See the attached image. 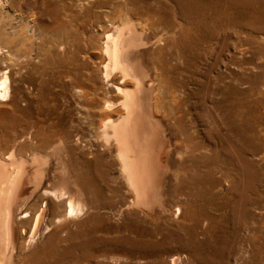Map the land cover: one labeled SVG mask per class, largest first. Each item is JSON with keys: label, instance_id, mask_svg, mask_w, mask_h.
<instances>
[{"label": "rangeland", "instance_id": "obj_1", "mask_svg": "<svg viewBox=\"0 0 264 264\" xmlns=\"http://www.w3.org/2000/svg\"><path fill=\"white\" fill-rule=\"evenodd\" d=\"M0 2V82L4 75L8 81V90L7 87L1 90L0 96V153L5 152V148L21 147L23 143L18 142L21 139L31 140L28 135L34 131L31 124L39 114L37 105L46 104L54 97L64 122L68 123L70 115L75 119L72 127L64 124L65 129L72 131L74 144L78 142L75 150L80 151H75L77 154L75 159H70V164L83 183L87 180L84 184L91 187L90 198L99 208L95 207V211L93 208L87 215H77L71 225V235L62 234V238L54 240L47 233L41 236L36 242L45 243L35 242L22 250L15 264L37 261L34 264H264V0ZM125 22L134 23L136 37L143 35L142 41L150 40V44H142L135 51L142 54L148 50L142 56L149 61L151 69H156L159 84L163 80L162 85L166 82L164 85L167 84L169 90L174 88L170 91L175 94L180 91L176 105L169 102L167 107L168 112L172 107L177 109L170 110L174 114L170 113L173 122L167 130V126H162L160 135V147L175 140L171 147H165L162 156L166 169L169 167L166 170L168 184L173 187L165 183L164 188L169 193L161 197L163 206L154 203L155 206L143 208L129 197L128 189L120 185L111 154L96 142L93 130L97 117L87 115L76 105L81 93L80 89L73 88L69 76L76 73L77 80L86 84L105 81V34ZM163 42L167 45L163 46ZM149 53L151 56H147ZM162 67L165 70L160 71L158 68ZM118 73L113 72L111 77L120 78ZM128 81L132 85V80ZM157 86L153 90L156 93H151H155L151 96L152 111L153 116L160 119L163 114L160 111H164L155 107L160 100L158 90H161ZM94 93L98 100V94ZM112 95L107 92L104 101H116L119 95ZM173 119H177V123ZM184 127L192 134L186 133ZM185 134L188 136H183ZM183 137L188 138L187 142ZM186 144L191 149L197 148L198 152L197 149L193 152ZM178 151L180 156H175ZM199 152L203 154L200 156ZM179 157L185 158V167L178 170L172 167L170 159L178 162ZM166 160H170L169 163ZM89 163L91 167H87ZM213 186L217 193L212 192ZM98 202L104 206L99 207ZM176 203L184 212L175 210ZM79 220L86 222L81 225ZM55 240L59 243L55 244ZM43 251L46 253L42 254ZM31 252L32 262L28 257Z\"/></svg>", "mask_w": 264, "mask_h": 264}, {"label": "bare ground", "instance_id": "obj_2", "mask_svg": "<svg viewBox=\"0 0 264 264\" xmlns=\"http://www.w3.org/2000/svg\"><path fill=\"white\" fill-rule=\"evenodd\" d=\"M120 24L121 23H119V25ZM60 26H61V24H60ZM133 26H134V23L132 25V22L131 23L125 22L120 26H115L114 29H112V30H114L113 32L105 34V37H104L105 41H104V45H103V50H104L103 52L107 56V62L105 63L104 70H103V72H104L103 74L105 75L104 76L105 81H104V79L102 80L100 78L101 79L100 84H93V82L92 83L89 82L88 84H86V81L80 82L79 80H77L76 73L75 74L70 73L69 76L73 80V83H71L73 85V88L80 89V93H81V97L77 96L79 101L77 102L76 105H79L80 106L79 109H81V111H84V113H86L87 115H94V117L95 116L97 117L96 122L94 123V130H93L97 135L96 142H100V144L99 143L98 144L101 145L103 148H106L108 153L111 154L112 159H113L112 161L116 165V168H117L116 178L119 179L118 182H120V185L122 184V186L124 185L128 189L129 194H130L129 197H131L136 202V204L138 203L140 205H143V208H144V206L149 207V206H152L154 203H159L160 205H162L161 203H163V201H164L162 198H164V196L168 192V190H166L164 187L166 186V184L169 183V180L166 178V170L169 169V167H167V169H166V166L164 163L165 159H163L162 156L165 155V154H163L165 147H169V146L171 147L173 145V142L175 143V140L172 141V143H169L167 141L168 146H166L167 145L166 144L165 146L160 147L162 145V144H160L161 143V140H160L161 136L160 135H161V130L163 128L162 126H164V127L167 126L166 129L164 128L165 130H167V128H170L169 126H171V123L173 122L172 120H170L171 119L170 113L173 112L172 109H174V108L172 107L170 109V110H172V112L170 110L168 112L167 107L169 106L168 105L169 102H170V104L172 102V103H175V105H176V103H177L176 100L178 98L177 95L180 93V91L177 87H176V89H178V91H179L178 94L177 93L175 94L174 92L170 91L174 88H171L169 90L168 85L167 84L164 85L166 82L162 85L163 80L160 83L161 85L159 84L160 78H157L158 73L156 72V69H154L153 63H152V67L154 70L151 69L150 66L147 64L148 60L145 61V59H143L144 54L147 53L148 50H146V48H145L144 50H146L147 52L143 53L142 52L143 50L141 51L143 56L141 53H138L139 49L137 47L142 45V44H146V43L150 42V40L145 41L144 38H147V37H144L143 38L144 42H143L141 39L143 35H141V37H140V35H138L140 38L138 36L136 37V33H135L136 30L134 29ZM172 28H173V26H172ZM139 29H141V28H139ZM167 38H168V36H167ZM11 42L15 43L13 41H11ZM154 42H156V41H154ZM159 42H160V40H159ZM148 44H150V43H148ZM163 44H164V42H163ZM165 44L163 46L167 45V44L166 45ZM153 45L154 44L152 43V46ZM145 47H147V46L145 45ZM156 47H157V45H156ZM161 47H160V49H161ZM135 48L138 49L137 50L138 52L135 51ZM141 48H142V46H141ZM163 48H165V47H163ZM156 50H157L156 52H159V49H156ZM151 51H153L152 48H151ZM163 52L164 51H162V53ZM147 56H151L150 53ZM155 58H156V55H155ZM169 59H171V58H169ZM159 60H157V61H159ZM151 61L152 60H150V63H151ZM161 61L162 60H160L159 62H161ZM154 63H156V62H154ZM164 64H166V63H164ZM172 64H173V62H172ZM154 66H156V65H154ZM169 66H170V63H169ZM166 67H168V66H166ZM171 67H172V65H171ZM163 68L164 67L158 68V69L160 71H163V70H165V68L164 69ZM150 69L152 70L153 74L150 73ZM115 71L119 72L118 74H120V78H117L114 75L111 77L112 73L113 72L115 73ZM160 73L162 74V72H160ZM4 76L5 77L0 82V96H2L1 90L2 91L6 90V87H7L6 86L7 82H8L7 76L6 75H4ZM66 76H68V75H66ZM83 76H84V74H83ZM165 76L167 77V75H165ZM108 77H111V79L109 80ZM128 79L132 80V85H130L131 83L128 81ZM163 79H164V77H163ZM145 80H147V81L145 82ZM59 81H60V79H59ZM166 81H167V79H166ZM168 82H170V80ZM157 85H159L160 87ZM59 86H61V85H59ZM156 86H157V88L159 87L162 91L160 90V92H159V90H158V93H160L159 94L160 97H158V99L160 98V100H159L160 103L158 102V104H157L158 106H155V105L154 106L164 111V112L160 111V113H163L162 117H161L162 119L161 118L157 119L156 116L154 117L153 111H152V107H153L152 102L153 101L151 99V96H153L156 93L155 91H153L156 89ZM172 86L170 84V87H172ZM60 88H61V90H63L62 87H60ZM65 89H66V87H65ZM7 90H8V87H7ZM175 90H173V91H175ZM94 91L98 94V100L95 99ZM4 92H6V91H4ZM107 92H108V94L111 93V95L112 94L119 95L118 98L116 99V101H114V102L108 101V100L104 101L105 97H107L106 96ZM152 92H155V93L153 95H151ZM53 94H55V93H53ZM63 94H65V93H63ZM180 95H182V94H180ZM154 98H155V96H154ZM108 99H110V98L108 97ZM25 100H26V102H28V99H25ZM95 100L97 102H95ZM57 104L58 103H56V100L54 97H52V100L51 101L49 100L48 103H46V104L45 103L44 104L39 103L37 105V107L39 109V114L37 113L38 115L35 117L34 122H32L33 124H31L32 125L31 127H33L34 131L31 130V131H33V133L32 134L29 133L30 135H28V133H26L28 136L31 137V140L30 141L27 140L28 142H26V141H23L21 139L20 140L21 142L18 141L19 143H23L21 147H18L19 146V144H18L16 146L18 148L11 147L9 150H7L8 148L7 149L5 148L4 149V150H6L5 152L4 151L2 152V150H1L2 153H0V264H15L14 262H16L15 261L16 256H18L22 250L33 245L36 241L39 242L38 239L41 238V236L45 235L46 233H47L48 237L49 236H50V238L53 237V240H54V238H62L61 237L62 234H66V235L70 234V232L72 230L71 225H72V223H74L73 222V221H75L74 218L77 217V215H79V214H81V216H82V214L87 215L93 208H94L93 209L94 211L96 210V208L99 209L98 207H96V203H93V201L90 198L92 189H89V188H91V187L89 186V188H88L87 187L88 185L86 186L84 184L87 182V180H86V182L83 183L82 182L83 180L81 181L78 178L80 176V174H79V176L76 175L75 173H77V171L74 173V171L72 169L73 167H71L70 162H71V160L75 159V154H77L75 152L77 150H75V149H76V145L78 144V142L76 141L77 144L75 143L76 144L75 145L73 135H72V131L69 132L68 129H70V128H68V127H67L68 129L64 128L67 126V125H64L67 122H64V117L61 114L62 111L60 110L61 113L58 112L59 108H57ZM43 105H45V107H42ZM172 105H174V104H172ZM177 107H179V105ZM177 107H175V108H177ZM61 108H62V106H61ZM63 109L64 108H62V110ZM176 110L177 109H174V111H176ZM184 114H186V113H184ZM184 114H182V115H184ZM173 115L174 114L172 113V116ZM64 116H65V114H64ZM184 116H186V115H184ZM175 118H177V117H175ZM178 118H179V116H178ZM179 119H178V121H179ZM184 119H185V117H184ZM184 119H182V120H184ZM74 120L75 119L73 118L72 115L68 116V123L67 124L71 125V127H72V125H73L72 122ZM169 121H170V124H169ZM175 121L177 123V119L174 120V122ZM180 123H181V121H180ZM177 125H175V126H177ZM31 127H29V128H31ZM185 127H187V126H185ZM185 127H184V129H185L184 131L186 133H188L186 131ZM181 129L183 130L182 127H181ZM176 131H177V129H176ZM184 131H182V132L184 133ZM173 132L175 133V131H173ZM162 134H164V133H162ZM180 134H181V131H180ZM188 134L191 135L192 133L190 134V131H189ZM22 135H23V133H22ZM96 135H94L95 139H96ZM169 136H171V134ZM174 136H175L174 137L175 139L178 138V137H176V135H174ZM183 136H186V134ZM192 136H191V138H192ZM162 137L164 138V136H162ZM188 138H190V136ZM188 138H186V140ZM80 139L81 138L79 137V140ZM179 139H182V138H179ZM192 139H194V137ZM76 140H78V139H76ZM169 140H170V138H169ZM184 140L185 139L183 137V141ZM80 142H81V140H80ZM192 142H195V141H191V143ZM195 143L197 144L198 142L196 141ZM195 143H192V144H195ZM185 146L187 147V144ZM177 147L179 149V146H177ZM181 147H184V146H180V148ZM200 147H198V148H200ZM85 148H87V147H85ZM187 148L191 149L189 146ZM195 149H197V148H193L191 150L193 151ZM171 150L174 151V149H171ZM26 151H27V153L24 154V152H26ZM192 151H191V153L195 152L196 150L193 152ZM196 152H198V149ZM184 153H185V151H184ZM91 154H93V153H91ZM180 154L181 153L178 151L177 155H175V156H180ZM199 154L201 156V154H203V153L199 152ZM96 155H97V153H96ZM168 155H171V154H168ZM192 155L193 154H191V156ZM169 157H167V158H169ZM182 157H183V155H182ZM186 157L189 158V156H186ZM82 159H84V158H82ZM176 159H177V157H176ZM178 159H179V161L177 160L178 162L173 161V158L170 159V160H172L171 161L172 167H175L176 169L181 168V167H185L184 166L185 165V162H184L185 158L180 159V157H179ZM190 160H191V158H190ZM166 161L169 163L168 160H166ZM77 162L75 164H77ZM168 163H166V164H168ZM73 166H74V164H73ZM76 166L77 165H75L74 167H76ZM87 167H91L90 163H89V166H87ZM77 169H78V167H77ZM179 172H181V171H179ZM176 174H179V173H176ZM172 175H174V173ZM87 178L88 177H86V179ZM179 178L177 176L176 180L177 179L179 180ZM213 180H211V181L213 182ZM211 181H209L211 183V185H214V184H212ZM170 182H171V180H170ZM210 183H209V185H210ZM117 184L119 186V183H117ZM215 184H216V186H218L217 182ZM168 185L171 186V184H168ZM176 185H177V182H176ZM122 186H120V187H122ZM169 186L166 188L168 189ZM213 187H214V189L211 187L213 190L212 192H214V190L216 192L215 186H213ZM118 188H117V191L119 192L120 188L119 189ZM122 188H124V187H122ZM114 189H116V188H114ZM114 191H116V190H114ZM114 191H112V192H114ZM174 191H175V189H174ZM176 191H177V189H176ZM120 192H121V190H120ZM172 193H173V190H172ZM101 194H103V193H101ZM175 194H176V196H178L177 192ZM180 194H183V193L180 192ZM184 194H185V192H184ZM214 195H216V194H214ZM180 196L182 197V195H180ZM182 198H184V197H182ZM170 200H172V199H170ZM176 200L178 201L179 199H176ZM185 201H186V199H185ZM98 203H100V202H98ZM159 204L157 206H159ZM97 205H100L99 207H101L103 204L101 205V203H100ZM155 205H153V206H155ZM165 205H167V204H165ZM165 205H164V207H165ZM176 205H177V203H176ZM131 207H133V206H131ZM140 207L142 208V206H140ZM176 208L177 209H175V210H177V212H180L181 205L178 204ZM166 209L164 212H167ZM182 209H183V207H182ZM94 211H92V213ZM148 211H150V208ZM152 211H154V210L152 209ZM182 212H184V211H182ZM150 213H152V212H150ZM93 214H96V213L94 212ZM148 215H150V214H148ZM152 215H154V214H152ZM179 215H180V213H179ZM79 218H81V217H78V219ZM89 218H88V220H90ZM84 221L79 220L81 225H82L81 222H84ZM78 225H79V223H78ZM76 226H77V224H76ZM73 228H74V226H73ZM73 230H75V228ZM72 235H73V233H72ZM70 237H72V236H70ZM67 238H64V239L67 240ZM49 241H50V239H49ZM49 241H48V245H49ZM51 242L52 241H50V243ZM53 242H55V244H56L57 240H55ZM42 243H43V241L40 243H37V244L41 245ZM57 243H59V242H57ZM60 243H62V242H60ZM37 244H36V246H37ZM40 245H38V246H40ZM42 246H44V245H42ZM45 247H42V248H45ZM33 249H34V247H33ZM35 250H36V248H35ZM35 250H33V251H35ZM40 250H43V249H40ZM45 250H47V248ZM37 251L39 252V250H37ZM44 251L42 254L46 253ZM41 252L42 251H40L39 253H41ZM31 255L33 256V253L30 254V256L28 255V257L30 258ZM35 255H37V254H35ZM35 255H34V258H35ZM31 258L33 259V257H31ZM30 259H29V261H30ZM32 259H31V262H32ZM35 259H34V261H35ZM23 260H24V257H23ZM20 261L21 260H19V262ZM37 262H39V261H37ZM37 262H34V263H37ZM20 264H23V263H20Z\"/></svg>", "mask_w": 264, "mask_h": 264}]
</instances>
